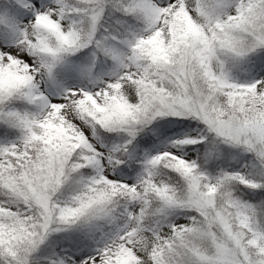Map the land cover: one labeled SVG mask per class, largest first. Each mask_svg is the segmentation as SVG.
<instances>
[{
    "label": "snow or ice",
    "instance_id": "6c2138e0",
    "mask_svg": "<svg viewBox=\"0 0 264 264\" xmlns=\"http://www.w3.org/2000/svg\"><path fill=\"white\" fill-rule=\"evenodd\" d=\"M0 264H264V0H0Z\"/></svg>",
    "mask_w": 264,
    "mask_h": 264
}]
</instances>
